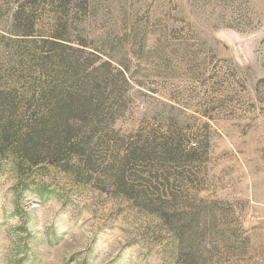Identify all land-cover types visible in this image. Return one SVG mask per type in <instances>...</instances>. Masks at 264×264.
Wrapping results in <instances>:
<instances>
[{"label": "rangeland", "instance_id": "rangeland-1", "mask_svg": "<svg viewBox=\"0 0 264 264\" xmlns=\"http://www.w3.org/2000/svg\"><path fill=\"white\" fill-rule=\"evenodd\" d=\"M57 30L64 57L86 39L81 63L112 64L99 105L117 130L177 123L205 142L192 214L178 235L99 184L0 154V264H264V0H0V87L27 107L58 81Z\"/></svg>", "mask_w": 264, "mask_h": 264}, {"label": "trees", "instance_id": "trees-1", "mask_svg": "<svg viewBox=\"0 0 264 264\" xmlns=\"http://www.w3.org/2000/svg\"><path fill=\"white\" fill-rule=\"evenodd\" d=\"M22 36L32 35L24 32ZM64 42L69 41L54 31L53 74L58 81L42 93V106L27 107L15 89L0 87V154L29 167L55 166L79 182L99 184L181 234L182 224L192 213L180 204L190 199L185 185L191 183L198 156L206 154L205 142L191 146L192 137L177 123L163 133H121L112 125L114 109L99 105L102 72L112 64L104 62L95 68L93 61L81 63L80 48L86 39L77 50L69 46L74 54L66 58L55 49L64 47ZM91 54L96 60L102 57L98 52ZM120 75L127 83L124 71Z\"/></svg>", "mask_w": 264, "mask_h": 264}]
</instances>
